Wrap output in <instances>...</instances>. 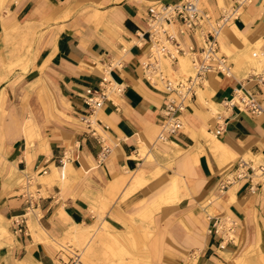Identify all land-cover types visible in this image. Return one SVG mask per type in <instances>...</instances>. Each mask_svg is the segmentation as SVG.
I'll list each match as a JSON object with an SVG mask.
<instances>
[{"label":"crops","instance_id":"obj_1","mask_svg":"<svg viewBox=\"0 0 264 264\" xmlns=\"http://www.w3.org/2000/svg\"><path fill=\"white\" fill-rule=\"evenodd\" d=\"M176 1L0 0V264H60L57 242L74 225L112 234L110 243L138 264L264 260V189L250 191L245 179L221 187L238 156L264 162V111L224 102L242 83L264 108V68L256 66L264 59V5L201 1L214 19L234 10L218 37L232 71L209 73L181 112V127L168 133L166 91L141 63L148 12ZM173 28L185 49L197 51V31ZM27 34L33 48L25 61L8 37ZM10 57L20 61L7 71ZM189 59L163 58L165 74H185ZM108 62L123 89L94 112L112 145L98 161L100 143L79 115L89 110L84 89L99 87ZM16 215L25 232L15 230ZM223 215L236 220L231 239L214 230Z\"/></svg>","mask_w":264,"mask_h":264},{"label":"built area","instance_id":"obj_2","mask_svg":"<svg viewBox=\"0 0 264 264\" xmlns=\"http://www.w3.org/2000/svg\"><path fill=\"white\" fill-rule=\"evenodd\" d=\"M200 0H178L176 2H161L151 7L147 15V36L150 42L149 52L142 61L141 67L144 75L152 82L161 83L166 91V101L161 108L163 115L162 127L168 133L176 132L182 125L181 112L195 99L197 89L204 84L209 73L218 71L229 75L232 71L231 61L227 55L221 51L218 37L226 18H231L234 10L225 8L223 15L219 19H214L209 12L204 10L199 4ZM252 0H235L237 5L248 3ZM264 5V0H260ZM174 25L178 26V31L183 33L186 30L197 31L200 43L197 51L189 46L185 49L175 32ZM143 32H141L142 34ZM264 54V51H260ZM180 53L189 55L193 67L192 73L187 75L176 74L167 76L164 72V62L161 59L167 58L169 64L177 59ZM112 63L102 65V76L99 87L87 86L82 97L88 106V111L79 115V120L85 127V131L93 135L100 143L97 152V160L102 161L112 150V145L102 136L94 112L106 99L120 93L122 85L112 79L109 75ZM264 68V67H263ZM261 74L260 72H258ZM227 106H236L240 110L253 115L262 114L264 111L261 100L251 91L246 89L242 83L233 89L230 97L225 101ZM220 129L216 128L215 132ZM159 138H164L165 134L159 133ZM66 152H62L60 162L66 157ZM43 171H46L43 169ZM245 179L250 191L254 192L258 188L264 189V162L238 156L235 167L229 171L221 183V187L233 183L237 180ZM23 216L12 217L16 231L25 232L22 226ZM236 220L233 217L223 215L214 224V230L220 231L224 239H231L235 233ZM63 251V250H62ZM60 254V264H85L78 251L63 252Z\"/></svg>","mask_w":264,"mask_h":264},{"label":"rangeland","instance_id":"obj_3","mask_svg":"<svg viewBox=\"0 0 264 264\" xmlns=\"http://www.w3.org/2000/svg\"><path fill=\"white\" fill-rule=\"evenodd\" d=\"M201 1H199L200 6H202ZM24 32V30H23ZM9 44L11 46L12 51L16 50L19 53V56H24L23 60H27L32 55V48H33V37H30L29 34L25 36H18L17 38L14 36L8 37ZM222 48V45L221 47ZM27 54V55H26ZM168 60V59H167ZM18 60V57L14 58L10 57L6 63H4L6 70L8 71L13 70L15 66V63ZM163 63V59H161ZM190 61V59H189ZM258 69H262L264 67V59H262V64L256 65ZM20 68V67H19ZM9 70V71H10ZM193 67L190 61V68L189 70H185V74L187 75L189 73H192ZM86 231V230H85ZM99 230H95V227L93 230L88 231L87 234L84 237H74L70 238L67 235V230L64 232V235L61 237V239L58 240L57 245L61 248L62 253L61 255L64 256L63 252H71V251H78L81 255L82 260L85 264H138L140 261L133 258V255L129 253L127 247V252L120 251L119 248H117V245L110 243V242H116V237L113 236L110 233H100ZM94 233V234H93ZM5 234V229H1L0 226V240ZM98 234V235H97ZM87 236V237H86ZM101 236L103 237L102 240L100 239ZM109 241V242H108ZM1 244V241H0ZM123 245L125 243L122 242ZM126 246V245H125ZM134 262H131L133 261ZM260 264H264V260H260Z\"/></svg>","mask_w":264,"mask_h":264},{"label":"bare ground","instance_id":"obj_4","mask_svg":"<svg viewBox=\"0 0 264 264\" xmlns=\"http://www.w3.org/2000/svg\"><path fill=\"white\" fill-rule=\"evenodd\" d=\"M227 21H229L227 18H226V22ZM230 22H231V20H230ZM226 24V23H225ZM223 50V48H221V51ZM249 50V49H248ZM247 50V51H248ZM164 58V57H163ZM188 60V59H187ZM188 64H189V62H188ZM256 65V64H255ZM82 225V224H81ZM72 227V226H71ZM95 226H93V225H85V226H82V227H80L79 225H74L72 228H69V230H67V235L70 237V238H74V237H84L86 234H87V232L86 231H88V233H89V231L90 230H93V228H94ZM84 230H83V229ZM86 230V231H85ZM95 230H96V228H95ZM66 231V230H65ZM94 234V233H93ZM87 237V236H86Z\"/></svg>","mask_w":264,"mask_h":264}]
</instances>
